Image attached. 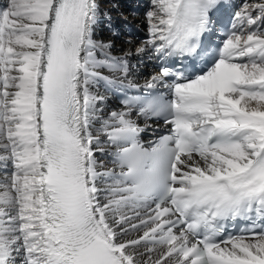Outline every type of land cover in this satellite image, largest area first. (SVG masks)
<instances>
[{
  "label": "snow or ice",
  "instance_id": "6c2138e0",
  "mask_svg": "<svg viewBox=\"0 0 264 264\" xmlns=\"http://www.w3.org/2000/svg\"><path fill=\"white\" fill-rule=\"evenodd\" d=\"M101 4L0 7V264H264V0L218 44L230 0H149L120 55Z\"/></svg>",
  "mask_w": 264,
  "mask_h": 264
},
{
  "label": "bare ground",
  "instance_id": "6f19581e",
  "mask_svg": "<svg viewBox=\"0 0 264 264\" xmlns=\"http://www.w3.org/2000/svg\"><path fill=\"white\" fill-rule=\"evenodd\" d=\"M5 3V0H2ZM129 0H102V9L107 10L111 13V20L117 19L120 17L116 14V12H121V15L126 17L129 20L135 21L139 24H146L144 14L141 15L140 10H138V13L133 15L127 12V10L124 8V5ZM244 1H250L251 3H257L259 0H242ZM115 4L117 7L113 8L112 5ZM147 25V24H146ZM97 38L102 40H108V39H114L115 40V48L113 49L114 54L120 55L124 51H127L131 49L133 52L135 51L136 47H138L135 44H132L131 42H127L128 39L123 37H112L109 34H107L104 25H101V28L97 32ZM121 39V40H120Z\"/></svg>",
  "mask_w": 264,
  "mask_h": 264
},
{
  "label": "rangeland",
  "instance_id": "374dc122",
  "mask_svg": "<svg viewBox=\"0 0 264 264\" xmlns=\"http://www.w3.org/2000/svg\"><path fill=\"white\" fill-rule=\"evenodd\" d=\"M132 21V20H131ZM142 24V23H141ZM121 40V39H120Z\"/></svg>",
  "mask_w": 264,
  "mask_h": 264
}]
</instances>
